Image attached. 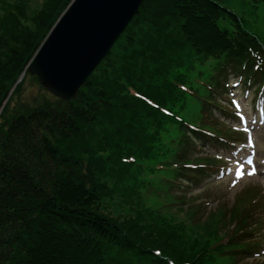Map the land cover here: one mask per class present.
<instances>
[{
    "label": "trees",
    "instance_id": "16d2710c",
    "mask_svg": "<svg viewBox=\"0 0 264 264\" xmlns=\"http://www.w3.org/2000/svg\"><path fill=\"white\" fill-rule=\"evenodd\" d=\"M61 4L31 18L36 30L12 32L16 45L0 57V264H247L237 259L251 248L240 235L257 208L250 190L204 219L195 204L163 212L156 190L168 185L162 177L206 175L179 166L205 137L185 122L214 103L207 85H219L227 68L248 60L251 71L259 37L220 0H142L117 50L115 42L70 100L53 104L47 90L39 108L9 111ZM3 8V30L21 22L24 8ZM226 18L232 29L219 25Z\"/></svg>",
    "mask_w": 264,
    "mask_h": 264
},
{
    "label": "rangeland",
    "instance_id": "374dc122",
    "mask_svg": "<svg viewBox=\"0 0 264 264\" xmlns=\"http://www.w3.org/2000/svg\"><path fill=\"white\" fill-rule=\"evenodd\" d=\"M51 1V4L56 2L57 0H0V57L2 60L6 59V56L9 55L10 49L8 51V47H12L16 45L13 41L15 33L19 36L26 32L27 30H36L38 25L33 24L31 18L38 16L42 10L49 11L48 3ZM60 2H66V4L58 5L56 10L59 12H64L65 9L69 6L72 0H59ZM221 4L228 7L235 13L239 15L242 20L243 25L252 33L257 35L260 40L264 43V0H220ZM4 6H9L10 10L16 11L19 7L24 8V15H19L21 18V22H17L15 25L12 24L8 26V28L4 27L3 23L4 18L7 14H5ZM60 14V16L63 14ZM57 12H55L56 14ZM57 20L59 19V17ZM56 20V21H57ZM56 23V22H55ZM220 26L227 29H232V20L230 18L221 19L219 21ZM29 26V27H27ZM13 27V28H12ZM5 32V34L2 33ZM25 35V34H24ZM117 42V41H116ZM115 45L113 52L117 50L118 43ZM124 42V39L123 41ZM111 59L119 61L118 58L112 54ZM103 63L107 64L108 60H105ZM105 68H102L98 73L99 75L103 74ZM108 71V70H107ZM109 72V71H108ZM25 71L21 78H23ZM20 78V79H21ZM9 83V82H8ZM20 93H16L13 96V99L9 106V111H13L17 108H20L23 104H28L31 108H39L37 105L44 104L46 102L45 96L47 95V88L43 87L37 76L27 71V74L22 79L19 85ZM51 93V92H50ZM52 94V93H51ZM54 95V94H53ZM243 96V95H242ZM59 97L55 96V100H53V104L57 102ZM51 102V101H50ZM2 112H0L1 114ZM220 112H214L213 119L220 117ZM4 119L0 117V123L3 122ZM229 121V120H228ZM226 122V124L228 123ZM222 123V121H221ZM225 123H223L221 128L223 131L226 130L224 128ZM257 140H258V155L261 158L264 156V128L257 132ZM207 155L216 154V152H220L226 154L225 148L218 149L211 145L207 146L205 149H201ZM215 156V155H214ZM229 180L225 179H216L215 176L212 178V183L208 185L209 180L203 181L200 184L198 182L192 181L189 184L187 181H177L176 185L170 186L167 190L165 188H161L158 191L157 195H162L161 197H156L159 200L160 204L158 205L162 208V211H168V208L172 209L171 211L174 215L180 214L178 213L179 206L187 207L190 204H199L200 211L197 212V217L204 219L206 218L210 212H213L218 208L220 204H226L229 207L235 205L238 197L245 191L247 188H256V192H258L259 197L262 199L261 204L258 208L259 213V224L255 227H252L253 233L259 237L258 241H261V247L264 246V190L261 189V178H248L242 181L235 187L229 186ZM208 185V186H207ZM171 195H174V198L179 199V204H174L170 206V201L172 199ZM165 199V200H163ZM169 201V202H165ZM150 204L152 206L155 205V199H151ZM157 207V206H156ZM260 207L262 208V218L260 215ZM182 214V213H181ZM258 220V219H257ZM264 261V255L249 256L241 259V262H246L247 264H260Z\"/></svg>",
    "mask_w": 264,
    "mask_h": 264
},
{
    "label": "water",
    "instance_id": "95a60500",
    "mask_svg": "<svg viewBox=\"0 0 264 264\" xmlns=\"http://www.w3.org/2000/svg\"><path fill=\"white\" fill-rule=\"evenodd\" d=\"M142 0H72L34 54L29 71L70 100L110 52Z\"/></svg>",
    "mask_w": 264,
    "mask_h": 264
}]
</instances>
